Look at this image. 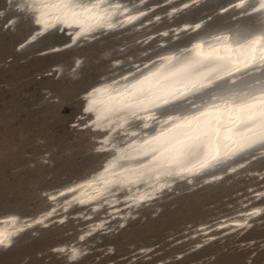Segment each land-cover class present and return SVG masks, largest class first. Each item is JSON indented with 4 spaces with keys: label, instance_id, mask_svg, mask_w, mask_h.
<instances>
[{
    "label": "rangeland",
    "instance_id": "rangeland-1",
    "mask_svg": "<svg viewBox=\"0 0 264 264\" xmlns=\"http://www.w3.org/2000/svg\"><path fill=\"white\" fill-rule=\"evenodd\" d=\"M154 1L161 0L147 4ZM178 1L149 11L146 17L162 16L148 25L58 50L47 46L61 36L21 41L27 27L0 15V215L33 217L50 206L47 191L99 167L102 154L93 149L90 129L74 127L80 93L101 76L156 53L159 41L172 36L158 33L148 40L146 34L184 19L204 17L202 29L220 23L240 27L250 18L219 13L225 0H206L167 16ZM197 181L175 185L124 222L111 217L82 240L79 233L104 210L89 218L74 206L62 221L25 229L0 249V264H264V156L217 180ZM253 205L262 209L245 226L225 232L217 226ZM71 243L84 248L75 259L62 248Z\"/></svg>",
    "mask_w": 264,
    "mask_h": 264
},
{
    "label": "bare ground",
    "instance_id": "bare-ground-1",
    "mask_svg": "<svg viewBox=\"0 0 264 264\" xmlns=\"http://www.w3.org/2000/svg\"><path fill=\"white\" fill-rule=\"evenodd\" d=\"M149 1L106 0L105 3H102L95 10L104 17L99 21L98 26L94 27L93 31L80 36L76 35L79 28L76 25L71 26L75 27V29H72L73 37L68 39L67 43L74 44L83 38L94 37L101 32L115 31L120 28L126 29L130 27V31H132L133 29L145 26L149 22L156 21L162 16V13H154L151 17H146L148 12L154 10L158 4L174 2V0H161L147 4ZM205 1L179 0L175 5H170L165 13L167 16H172L176 12L186 9L193 4ZM91 2L92 0H84L85 4H90ZM238 3L239 0H225L218 5L217 11L221 14L236 12L232 16L233 18L250 17L244 20L240 27H229V25L220 23L218 25L210 24L201 29L204 17H198L184 19L179 23L150 32L143 38L151 40V37L155 34L160 33L167 36L169 32L172 33V36L169 41L165 39L159 41L160 45L154 51L156 53L144 59L134 61L129 68L113 73L109 77H104L92 85L89 91H85L84 96L92 92L93 89L103 88L106 85L111 86L113 94H115V91H122L128 85L135 83L136 80L142 79L149 73H158L161 78L168 77V83H175L178 88L183 89V85L178 82V78L172 77L170 73L174 68H179L181 64L198 59L194 45L201 44L204 52H208L213 48L218 49L221 55H223L224 44L235 48L238 43H242L239 34L243 33L246 29L259 28L258 20L264 13H253L251 7L248 5L236 7ZM18 7L30 12L32 23L35 25L34 31L27 37L26 42L34 40L38 33H45L52 28L58 27L62 29L63 27H68L64 24L49 21L54 26L45 29L42 24L36 23L39 13L24 6V0L18 1ZM251 13L253 15L249 16ZM133 16L136 19L129 22V17ZM109 24L113 26L109 27ZM197 25L199 27H196ZM184 32L186 35L178 37V35ZM187 35L188 38L184 40ZM225 35L229 36L227 41L217 39V37ZM56 48H59V46H56ZM166 57H172L173 59L169 61L165 59ZM78 63L79 58L75 60L74 64ZM221 63H225V68L233 67L226 64V62ZM211 66L213 65H200L193 69L191 82L196 85L195 88L189 87L187 90H184L183 94L178 93L175 100H170L168 105L151 109L150 113L140 112L138 119L131 117L126 112H121L111 114L97 121V112H90L87 119L80 123V125L98 130L94 139V149L108 150L99 167L87 176L47 191V198L51 203L50 206L33 217L22 216L13 212L0 215V231L10 236L11 239L10 243L6 241L5 245H0V249L9 247L20 233L27 228H31L33 225H43L52 219L64 220L68 211L74 206L83 208L81 214L89 218L94 213L104 210L98 219L92 220L79 233L78 239L82 240V236L85 237L96 229L106 226L108 220L115 215L120 216L119 222H124L127 216L137 209L138 206L161 195L179 180L185 179L192 184L198 182V179L203 182L217 180L224 176L225 173L236 171L244 166L255 156L254 153H264V148L258 145L222 163L209 161L207 166L198 172L194 171L192 173H180L176 175L177 169L173 165L171 168L173 174L166 175L164 173L168 169V165L163 164L162 160L154 159V157H160L161 152L168 145L156 142H153L151 146L144 144L145 141L151 140L152 137L157 136L161 131L180 123V120L184 116L192 115L206 106L221 105L223 100L233 99L230 95L231 93L244 91L246 84L253 83L256 80H264V68L254 65L247 69L241 67L239 71H233L231 75H226L224 70L220 69L212 73V80L209 83V78L202 77L201 73ZM217 76L220 78H215ZM201 85L203 86L201 87ZM88 100L83 106V112H86L85 108L88 107ZM187 103L190 104L187 105ZM149 114L154 119H147ZM168 116L179 117L180 119L164 123ZM124 119H127L128 123H124ZM73 122L74 124L78 123L76 120ZM144 123L148 124L147 128L143 127ZM239 130V128L233 129L234 132ZM182 131L184 130L176 129L175 133L179 134ZM132 133H135V135ZM225 143L222 139L219 141L221 151L224 150ZM153 148L158 149V151H153ZM206 155V147L201 145L196 155L189 157L185 161V165H195L198 162H203ZM162 185L166 186L162 187ZM68 189H73V191H68ZM261 209L262 205H253L240 212L238 211L239 213L234 216L222 220L217 226H219L222 232L241 228L248 224ZM12 217L16 219H10ZM62 248L67 250V257L69 259L77 258L84 250L77 243L62 245ZM73 249L78 250V254L75 256H73Z\"/></svg>",
    "mask_w": 264,
    "mask_h": 264
},
{
    "label": "snow or ice",
    "instance_id": "snow-or-ice-1",
    "mask_svg": "<svg viewBox=\"0 0 264 264\" xmlns=\"http://www.w3.org/2000/svg\"><path fill=\"white\" fill-rule=\"evenodd\" d=\"M105 2L106 0H92L90 4H85L84 0H24V6L39 13L36 23L42 24L45 29L54 26L49 21L68 27L76 25L79 28L76 35L80 36L93 31L99 21L104 18L101 13L95 10ZM246 5L251 7L253 13H264V0H239L236 7ZM133 19L136 17H129V22ZM258 24L259 28L246 29L239 34L242 43H238L235 48L224 44L223 55L218 49L213 48L204 52L201 44L194 45L198 59L187 61L179 68H174L170 73L172 77L178 78L183 89L178 88L175 83H168V77L161 78L158 73H149L122 91H115V94H113L111 86L107 85L103 88L93 89L88 94L90 99L85 111L97 112V121L121 112H126L131 117L138 119L140 112L150 113L153 108L168 105L170 100L177 98L178 93L183 94L184 90L189 87L195 88L196 85L191 82V74L197 66L213 65L201 73L202 77L209 78V83L212 80V73L220 69H223L226 75H231L233 71H239L241 67L247 69L257 65L264 68V15L259 18ZM108 26L112 27L113 25L109 24ZM217 39L227 41L229 36L225 35L217 37ZM165 59L171 61L173 58L166 57ZM221 62H226L233 67L225 68V63ZM215 78L219 79L220 77ZM230 95L233 99H225L221 105L206 106L192 115L184 116L180 123L172 125L152 137L151 140L144 142L149 146L153 142L168 145L161 152L160 157H154L168 165L164 174L172 175L173 165L177 169L176 175L198 172L205 168L209 161L222 163L258 145L264 148V80L248 83L245 85L244 91ZM147 119H154V117L149 114ZM174 119L180 118L168 116L164 123ZM124 123H128V120L124 119ZM143 127L147 128L148 124L144 123ZM236 128L240 130L234 132L233 129ZM176 129L184 131L176 134ZM132 134L135 135V133ZM221 139L226 142L223 151L219 144ZM201 145H204L207 151L204 161L186 166L185 161L196 155ZM152 150L158 151L156 148ZM68 191H73V189H68ZM10 219L15 220L16 218ZM83 238L82 236L81 239ZM6 241L11 242L10 236L0 231V245H5ZM72 251L73 256L78 254V250L73 249Z\"/></svg>",
    "mask_w": 264,
    "mask_h": 264
},
{
    "label": "water",
    "instance_id": "water-1",
    "mask_svg": "<svg viewBox=\"0 0 264 264\" xmlns=\"http://www.w3.org/2000/svg\"><path fill=\"white\" fill-rule=\"evenodd\" d=\"M18 1L19 0H3L1 5H0V9L2 10V12H0V15L3 16L5 22H8L9 20H12L13 21L12 24H18V26L19 25H25L27 27L26 31L23 34V38L21 40V41H25L27 39V37L34 31L35 25L32 23V18H31L30 12H28L24 8L18 7ZM251 15H253V13L249 14V16H251ZM72 29H75V27H63L62 29H60L58 27L57 28H52V29L48 30L45 33H38L36 38L47 36V35L61 36V38L57 39L55 42H53L52 44H49L47 46L48 49H55L56 46H59V48H56L58 50V49L71 48V47H73L75 45H79L81 43H85V42H88V41L95 40V39L99 38L103 34L106 35V34H109V33H113V32H116V31L123 30V28H120V29H117L115 31L101 32V33L97 34L94 37L83 38V39L77 41L74 44H68L67 43L68 39L73 37ZM77 58L78 57L75 56V60ZM59 70H61V68H59ZM106 76H110V75L101 76L98 81L102 80ZM97 82H94L93 84L88 86L85 90H83L80 93L81 96H80V103H79L80 104L79 112L74 117V120H76L78 123L74 124V127H81V125H80L81 121L83 122L84 120H86L88 115L90 114V112H83V110H82L83 106L86 104L88 98H90L89 95H85L84 96V92L85 91H89L90 87H92V85H94ZM189 104L190 103H187V105H189ZM81 128L82 129L89 128L90 132L92 134L91 138H93V139L96 138L98 130L91 129L90 127H81ZM93 149H94V146H93ZM97 151L102 154V160H103L105 154L108 152V150H106V149L105 150H97ZM254 155L255 156L252 159L260 157V156H264V153L263 152H257V153H254ZM102 160H101V162H102ZM71 181H75V180H71ZM71 181H67V182H71ZM181 183H186V184H188L190 186H194L196 184H199L200 182L192 184V183H189L187 180L183 179V180H179L176 184H174V186L178 185V184H181ZM174 186L170 187V189H172ZM170 189H168V190H170ZM168 190H166V191H168ZM166 191H164V192H166ZM163 193L161 195L157 196L156 198H154V199H152V200H150V201L138 206L137 209L142 207L143 205H146L148 203H152L155 199L161 198Z\"/></svg>",
    "mask_w": 264,
    "mask_h": 264
}]
</instances>
